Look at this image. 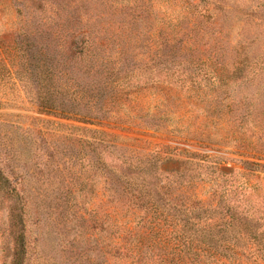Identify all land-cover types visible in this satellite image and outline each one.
I'll return each instance as SVG.
<instances>
[{"label":"rangeland","instance_id":"374dc122","mask_svg":"<svg viewBox=\"0 0 264 264\" xmlns=\"http://www.w3.org/2000/svg\"><path fill=\"white\" fill-rule=\"evenodd\" d=\"M2 60L0 264L23 235L26 264L167 259L138 235L133 172L169 215L211 202L198 162L239 183L260 164L264 195V0H0ZM183 168L205 176L185 192Z\"/></svg>","mask_w":264,"mask_h":264},{"label":"trees","instance_id":"16d2710c","mask_svg":"<svg viewBox=\"0 0 264 264\" xmlns=\"http://www.w3.org/2000/svg\"><path fill=\"white\" fill-rule=\"evenodd\" d=\"M86 47L81 45V51L87 49ZM0 64L4 68L7 65L4 60L0 61ZM40 109V112L45 114H55L51 108ZM193 161L195 160L188 156L185 166H190ZM204 162H198V166L214 169L211 173L217 175L213 177L209 174V179L208 174L206 175V182L211 181L214 184V189L211 188L210 191L211 202L205 203L195 199L182 202L181 196L178 203L180 195H177L174 202L168 199L163 205L165 209H174L173 216L165 213V209V212L161 210V206L153 200L152 189H164L160 182L153 186L150 175L134 172L133 176L125 180L126 188L123 191L131 194L135 201L131 210L134 208L135 214L140 211L143 215L139 222L143 227L137 230L142 244L145 243L147 249L157 250L161 247L167 250V259H152L154 264H264V195H260V183L254 180L255 173L261 172L263 166L248 161L242 162L244 171L250 174L252 179L249 181L246 178L239 183L241 173L236 172L237 179L233 173L219 171L217 167ZM186 172L184 168L173 172L177 179L168 180L169 183L175 182L180 189H184V186L193 180L205 177L198 174L192 176L194 179L186 178ZM0 179H3L1 174ZM185 191L186 189L181 192ZM13 193L15 191L11 190L8 195L13 197ZM26 240L23 235L17 241L12 264H26L25 258L29 249ZM169 258L171 260L168 261ZM130 264L137 262L133 260Z\"/></svg>","mask_w":264,"mask_h":264}]
</instances>
